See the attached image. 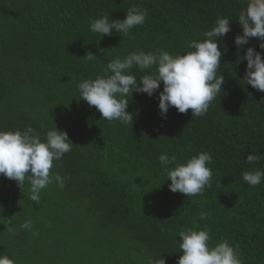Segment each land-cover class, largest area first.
I'll list each match as a JSON object with an SVG mask.
<instances>
[{
	"label": "trees",
	"instance_id": "trees-1",
	"mask_svg": "<svg viewBox=\"0 0 264 264\" xmlns=\"http://www.w3.org/2000/svg\"><path fill=\"white\" fill-rule=\"evenodd\" d=\"M132 6L146 9L147 19L128 36L90 31L102 14L123 20ZM246 6L245 0H0V131L30 126L43 138L55 125L74 146L52 169L65 178L64 189L50 184L38 204L27 181L20 188L0 176V253L15 264H148L160 254L176 264L183 254L178 233L207 226L211 246L226 239L242 264H264V182L253 187L241 175L264 170V158L246 164L251 153L264 156V92L241 82L247 64L241 58L249 47L262 52L260 41L234 44ZM217 17L231 20V31L217 41L225 82L205 115L171 107L161 118L162 82L153 97H128L132 126L101 118L80 99L77 83L105 75L114 57L158 49L183 55ZM89 52L97 59H83ZM131 71L139 82L144 73ZM203 151L213 157L211 187L197 196L171 192L159 156L174 153L185 162ZM201 212L207 219L200 220ZM25 219L32 229L20 227Z\"/></svg>",
	"mask_w": 264,
	"mask_h": 264
},
{
	"label": "clouds",
	"instance_id": "clouds-1",
	"mask_svg": "<svg viewBox=\"0 0 264 264\" xmlns=\"http://www.w3.org/2000/svg\"><path fill=\"white\" fill-rule=\"evenodd\" d=\"M147 19V10L140 6L127 9L123 20H112L108 14L90 22V31L101 36H111L113 30L122 36H128L131 30L142 26ZM230 19L217 17L211 30L203 33V39L188 43L189 51L172 54L164 49L156 52L143 50L133 51L125 57L116 56L106 66L105 75H97L95 79H83L76 87L80 99L90 107L94 106L101 118L132 126L133 114L127 111L128 97L132 93L147 94L149 97L160 89L158 109L161 118H167L169 108L175 107L181 114L191 110L192 116H203L210 104L222 94L224 76L219 72L222 51L218 40L231 31ZM238 23L243 34L237 35L234 44L238 49L249 43L250 38H257L259 48L264 52V0H247V6L239 12ZM103 54L105 51L100 49ZM262 52L254 48L246 49L242 60L247 61L243 86L264 92V58ZM83 59H97L89 52ZM136 67L138 75L131 69ZM154 69V70H153ZM149 70V71H145ZM66 132L54 125L47 130L44 137L32 127L24 131H0V176L14 180L21 188L25 181L30 185V200L36 204L41 201V192L50 184L56 183L60 190L65 187V178L52 171L54 161H60L73 148ZM264 156L257 153L247 155L246 164H259ZM210 152L203 151L185 162L177 160L173 153L161 154L159 162L167 174L169 190L181 193L185 197L202 195L206 187H211L212 163ZM242 179L250 186H258L264 182V170L254 168L242 172ZM2 211V208H0ZM208 213L201 212L200 220L207 219ZM9 231L15 229L9 221ZM22 229H32L33 223L25 219L20 225ZM179 249L182 255L176 264H242L238 248L228 240H222L215 246L210 245V231L187 229L178 233ZM0 264H15V260L0 253ZM148 264H166V258L160 254L149 257Z\"/></svg>",
	"mask_w": 264,
	"mask_h": 264
},
{
	"label": "water",
	"instance_id": "water-1",
	"mask_svg": "<svg viewBox=\"0 0 264 264\" xmlns=\"http://www.w3.org/2000/svg\"><path fill=\"white\" fill-rule=\"evenodd\" d=\"M245 1H247V0H245Z\"/></svg>",
	"mask_w": 264,
	"mask_h": 264
}]
</instances>
